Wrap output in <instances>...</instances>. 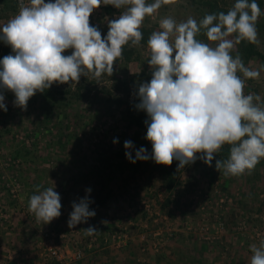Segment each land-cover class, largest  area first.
I'll return each instance as SVG.
<instances>
[{"label": "rangeland", "instance_id": "374dc122", "mask_svg": "<svg viewBox=\"0 0 264 264\" xmlns=\"http://www.w3.org/2000/svg\"><path fill=\"white\" fill-rule=\"evenodd\" d=\"M20 1L0 0V26L18 13ZM235 2L171 0L145 17L141 27L156 31L165 17L179 23L191 16L199 22L205 14L226 13ZM121 11L101 5L90 15V24L106 36L108 20ZM256 27L260 44L253 47L264 55V14ZM197 38L207 42L203 29ZM129 47L131 58L118 59L112 76L99 80L81 76L76 85L53 83L33 95L26 109L14 105L12 92L0 89L7 107L0 110V257L6 255L7 260L0 259V264H20V241L27 236L22 230L30 225V214H25L29 198L36 186L43 190L53 185L61 198V215L53 223H38L32 235L37 247L30 251L43 258L41 264H53L41 247L47 230L64 234L58 239L65 260L67 255L72 264H250V245L264 240V158L251 174L238 177L216 170L220 158L208 166L200 154L183 168L175 159L168 166L156 164L146 132L132 122L125 104L138 101L139 85L151 79L147 44ZM244 47L241 41L233 56L238 52L251 68L264 64L256 54L247 56ZM6 51L13 54L0 40V59ZM245 85V94L255 93L264 101V71ZM125 141L132 142V149L124 148ZM141 147L149 159L130 162L125 152L131 151L135 159ZM85 197L95 216L69 228L72 204ZM89 226L97 234L85 236L83 229ZM2 242L8 246L5 250ZM70 242L77 246L67 252L64 245Z\"/></svg>", "mask_w": 264, "mask_h": 264}, {"label": "clouds", "instance_id": "9594fccd", "mask_svg": "<svg viewBox=\"0 0 264 264\" xmlns=\"http://www.w3.org/2000/svg\"><path fill=\"white\" fill-rule=\"evenodd\" d=\"M170 2L21 0L18 13L0 26V40L13 53L0 59V89L12 92L14 105L26 109L33 95L53 83L76 85L81 76H112L124 46H139L143 39L145 17ZM101 5L122 10L108 20L103 37L89 20ZM262 14L257 0H236L226 13L205 14L199 22L191 16L179 23L172 17L159 20V29L147 40L151 79L139 85L136 105L147 114L145 139L151 142L156 164L168 166L175 159L183 168L200 154L211 166L215 154L228 145V158L217 159L215 168L225 177H238L251 174L264 158V101L244 92L246 80L259 79L264 64L251 68L238 52L232 54L241 41L260 44L256 23ZM202 29L207 42L197 38ZM69 49L71 54L65 55ZM4 100L0 91V110L7 111ZM132 147L131 141L124 142L126 150ZM125 156L132 163L149 159L143 147L135 159L131 151ZM41 188L36 186L30 196L28 211L37 223L48 224L61 215V198L54 185ZM89 203L85 197L72 204L69 228L95 216ZM97 232L93 226L83 229L85 236ZM250 251V264H264V240L250 245Z\"/></svg>", "mask_w": 264, "mask_h": 264}, {"label": "trees", "instance_id": "16d2710c", "mask_svg": "<svg viewBox=\"0 0 264 264\" xmlns=\"http://www.w3.org/2000/svg\"><path fill=\"white\" fill-rule=\"evenodd\" d=\"M262 0H257V3L259 5H261V2ZM141 31H142V34H143V39L141 40L140 44H147V40L150 36V34L152 33L151 29L150 28H146V27H141ZM242 42H245V47L243 48V52L246 53L247 56H251V55H258L259 57H261L263 60H264V55L259 53L258 51H255L254 47H253V44L251 43H248L247 41H242ZM131 46V43H129L128 45H125L124 48H123V56L122 58H124L125 60H129L131 58V48L132 47H129ZM10 52L6 51L4 53V56L6 55H9ZM139 103V100L136 101V100H132V101H126V105L128 106L129 110H131L132 114H133V117H132V122L139 128L143 129L145 132H147V125L145 124V121L148 120V117H147V114L142 111V110H138L136 108V105ZM229 148L230 146L228 145H224L222 147V149L217 153L215 154L214 158H220L221 160H224V159H227L228 156H229ZM174 171L172 169H170L168 171V174L169 176L171 177L172 173ZM173 184L171 182V179H170V182L168 183V186L171 187ZM168 187V188H169ZM261 206H262V209H264V199H262L261 201Z\"/></svg>", "mask_w": 264, "mask_h": 264}, {"label": "crops", "instance_id": "0c3cea01", "mask_svg": "<svg viewBox=\"0 0 264 264\" xmlns=\"http://www.w3.org/2000/svg\"><path fill=\"white\" fill-rule=\"evenodd\" d=\"M25 214L28 215V216L30 214L29 219H28L29 220L28 222L30 223V225H29V229L28 230H26V229H23L22 230V232H25L26 231V235L27 236H26L25 240L20 241V264H30L29 263L30 261H34V262H36L38 264H41V261L43 260V258H41V256H39L38 254H36L35 251H33V252L30 251L31 249H34L35 247H37L36 242H34V240L32 238V235H33V229L34 228H37L36 226H39V225L36 222L35 217H34V215L32 213L29 212V213H25ZM22 215H23V213L20 214V216H21L20 218H22ZM55 220H56V218L53 219V221H51V222L53 223ZM7 244L10 245L9 243H7ZM73 245H74V243L73 244L72 243L71 244L65 243V245H64L65 250H67V252H69V249L68 248H71V249L76 248L77 245L76 246H73ZM85 245H87V244H85ZM7 247L8 246L5 245L2 242L1 249L5 250V248H7ZM0 255L3 256V254H0ZM8 257H9V259L14 258L13 256H11V254H9ZM5 258H6V255H4V257H0V259H2L4 261H7V260H5ZM66 258H67L66 260L70 264L73 263L71 261V259H68V256L67 255H66ZM8 263H10V261H8Z\"/></svg>", "mask_w": 264, "mask_h": 264}, {"label": "built area", "instance_id": "2783aa9c", "mask_svg": "<svg viewBox=\"0 0 264 264\" xmlns=\"http://www.w3.org/2000/svg\"><path fill=\"white\" fill-rule=\"evenodd\" d=\"M21 2V1H20ZM64 234H58L55 230H47L43 233V241L41 247L46 249L47 256L53 264H68L65 260L62 251V245L60 244V239ZM82 256L81 251L76 252V257L80 258Z\"/></svg>", "mask_w": 264, "mask_h": 264}]
</instances>
